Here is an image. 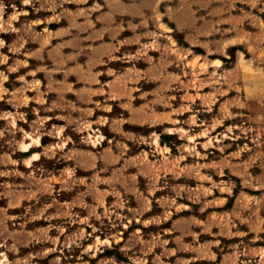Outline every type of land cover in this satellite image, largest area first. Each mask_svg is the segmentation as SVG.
<instances>
[{
	"label": "rangeland",
	"instance_id": "1",
	"mask_svg": "<svg viewBox=\"0 0 264 264\" xmlns=\"http://www.w3.org/2000/svg\"><path fill=\"white\" fill-rule=\"evenodd\" d=\"M227 253L264 264V0H0V264Z\"/></svg>",
	"mask_w": 264,
	"mask_h": 264
},
{
	"label": "crops",
	"instance_id": "2",
	"mask_svg": "<svg viewBox=\"0 0 264 264\" xmlns=\"http://www.w3.org/2000/svg\"><path fill=\"white\" fill-rule=\"evenodd\" d=\"M93 36V33H88L87 36L85 37V40L89 41L91 40ZM157 66V65H155ZM158 67V66H157ZM156 67H148L146 69H137L136 72L135 70H132L131 67H128V68H125L124 70L122 71H118V73L116 72L115 74L113 75H109L106 79L100 81V83H96V85L93 87V88H90V87H87V86H83L81 87L80 89H76L75 92L77 91L78 94H80V96L82 97H77V101H73L72 103L75 104L76 106H78L77 108L83 110V112H89L90 110H95L94 107H91L89 105L90 103V100H85L86 96H85V90H92L94 91V95L93 96H96L98 94V97H103V96H106L107 94L111 93H117V94H121V93H124V91L126 89H139V87H135V85H131L129 83H142L141 80H145V78L148 77V73L149 72H153V73H156L157 72V68L154 69ZM129 70H132V72H130ZM102 73V72H101ZM105 74V73H104ZM136 74L139 75L140 78L137 79L136 77ZM141 74V75H140ZM144 74V75H142ZM103 76V75H102ZM101 76V77H102ZM130 79H132V81H130ZM159 81H162V79L160 78H156V80L154 79H148L146 82H154L156 84V88L155 90H157L161 85L158 84ZM126 82V83H125ZM98 84V85H97ZM108 88L110 89V91L108 90ZM154 90V91H155ZM148 94H151L152 92H146ZM141 97V96H140ZM120 98L119 97H116V98H110V100H119ZM80 102H82V104H80ZM93 103H95V101L93 100ZM129 102L124 99L123 101L121 100L120 102V105L121 106H124L126 104H128ZM48 104V103H46ZM64 117H67V116H64ZM48 119H51V117H47ZM116 120H120V118H117ZM94 122H97L96 120L93 121ZM108 124L112 125L110 123V121H108ZM59 127H64L63 128V131L65 130L66 126H63V125H59ZM27 135H30L29 133H27ZM33 140H36L35 143H32V139H30L28 137V139L30 140L29 142H24V145H29V148L27 150H23V149H20L22 152H28L33 146H40V137H32ZM66 145V144H65ZM158 145H159V141H158ZM34 155H37V158L36 159H33V156ZM40 159V155L38 153H34L32 154L28 159H27V165L28 166H31L32 162H35V161H38ZM211 242H214V240H211ZM228 255H230V253H227L225 255H222V258H217V259H212V264H229L228 263Z\"/></svg>",
	"mask_w": 264,
	"mask_h": 264
},
{
	"label": "trees",
	"instance_id": "3",
	"mask_svg": "<svg viewBox=\"0 0 264 264\" xmlns=\"http://www.w3.org/2000/svg\"><path fill=\"white\" fill-rule=\"evenodd\" d=\"M161 140H162V141L164 140V136H163V135L161 136Z\"/></svg>",
	"mask_w": 264,
	"mask_h": 264
},
{
	"label": "bare ground",
	"instance_id": "4",
	"mask_svg": "<svg viewBox=\"0 0 264 264\" xmlns=\"http://www.w3.org/2000/svg\"><path fill=\"white\" fill-rule=\"evenodd\" d=\"M36 157V156H35Z\"/></svg>",
	"mask_w": 264,
	"mask_h": 264
}]
</instances>
